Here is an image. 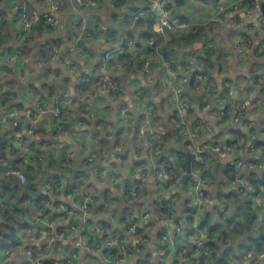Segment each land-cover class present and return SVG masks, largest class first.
Here are the masks:
<instances>
[{"label": "crops", "instance_id": "crops-1", "mask_svg": "<svg viewBox=\"0 0 264 264\" xmlns=\"http://www.w3.org/2000/svg\"><path fill=\"white\" fill-rule=\"evenodd\" d=\"M14 1L0 0V41L2 43L0 50V115L6 114L18 104L33 107L31 91L35 93L37 91L36 94L50 105L65 102L68 99L77 101L81 98H83V104L75 105V108L68 111L64 110L62 117H57L52 112L37 114V131L33 137L34 150L39 147L43 153L40 155L42 160L38 159V180L29 183L38 190L39 196L35 201L46 204L47 210L46 212L44 208L39 211L35 210L32 217L28 214L23 215V222L16 225V228H19V230L16 229L18 241L14 239L12 244L7 243L5 250L8 254L0 253V258L5 261V264H34L27 261L25 245L30 243L35 250H38L44 246L51 233L66 227L68 221L63 219L64 215L57 214L55 206L60 202L64 204H70V202L66 198L58 199V195L52 196L46 189L44 181L51 175L61 173L65 163L73 167L82 162H77V158L83 160L84 156L91 155V152L97 151L102 145L106 146L100 142L102 139L107 140L109 144V154L103 156L109 161L104 160L100 165L94 164L91 169L88 167L89 182L95 184L97 193L95 205L89 216L91 223L96 228L106 224L110 225L111 230L108 233H113L112 235L117 236L120 241L128 240L130 235L126 226L132 222L129 220L128 209L132 207L125 204L123 195L129 189L136 190L139 184H146L149 191V196L144 198L145 203L138 221L140 227L148 230L149 241L143 243L130 255L127 264H175L179 254L178 248L173 244L162 242L161 226L156 223L153 215L152 202L157 197L158 182L154 173L158 170L161 155H168L177 160L178 154L171 148L173 146L179 148L193 138L197 143L213 140L220 143L231 140L235 143L236 139H240L237 143L245 145L240 156L233 154L231 157L221 158L215 152L212 156L214 158L217 155L218 159L220 158L219 166L223 167L232 165L231 163L238 156L242 160L243 164L239 168L233 167L237 171V176L230 180L224 192L231 188L239 191L242 185L248 192H253L254 200L261 206L259 215L263 218L258 232L263 231L264 233V199L261 197L262 192L258 189V186L264 182V154L260 150L258 152L248 150L250 143L264 145V51L260 47L264 39V24L261 23L258 12L248 8L246 0H182L181 2L173 0L172 14L174 17L185 21L192 28L208 26L207 30H204L201 40L195 42L189 51L177 50L178 69L171 72L165 84H162L164 68L160 60L152 63L151 74L144 73L142 68L138 67L136 61H139V58L135 54V45L130 47V59L123 60L120 56L110 59L104 74L115 78L123 87L119 96L111 92L96 93V85L103 76L100 70V60L109 48H121L120 43L123 42L124 36L136 27L138 18L135 17L138 12L153 9V13L158 14L155 2L159 0L137 2L122 0L118 4H113L112 0H100L97 7L86 8H80L75 0H54L59 6L56 13L59 28L53 30L43 21L37 22L26 36L22 33L21 22L13 6ZM23 1L29 10H36L40 14L51 10V0ZM219 2L226 7L224 23L216 20L219 17L216 9ZM233 16L242 22L237 29H234L230 22ZM81 18H86L88 28H93L94 37L88 36L74 26V23ZM154 28L157 31L156 23ZM207 40L213 42V52L210 55H205L203 52ZM238 40L241 41V48L237 47ZM55 44L58 47L72 48L70 59L73 64L70 68L66 67L67 72H63L60 68L64 65L53 59L50 46ZM22 46L31 47V56L25 57L19 52L18 48ZM206 58L207 61L203 60ZM205 65H210V77L207 76V78L205 75L201 90L199 94L197 93L201 96L203 106L200 111L195 110V114L191 115L195 118H189L187 115V126H183L178 119L176 103L168 101L171 89L177 82L185 84V79L191 77L199 67L205 68ZM6 72L9 75H6ZM82 82L92 84L93 90L89 94L79 92L77 86ZM120 100H125L131 108L132 119L127 126L120 122ZM191 104L194 109L195 101L193 100ZM240 106L243 107V118L236 122L234 112L240 110ZM227 110L230 114L225 117L223 112ZM145 113L148 115L149 123L145 122ZM197 115L211 125V132L195 131L191 128L193 122H197ZM77 118L82 119L86 125L73 134L71 122ZM18 121L19 119L10 128L0 123L1 140L8 135L24 132L23 124L27 125L26 122L22 120L23 122L18 124ZM143 125L145 128L141 132ZM151 125H155L164 135H168L169 140L171 139L160 150L150 146ZM192 130L194 131L193 137L191 136ZM135 137H138L137 141H141L136 143ZM13 144L14 142L9 143V148L5 153L9 157L20 155L18 148H14L16 146ZM116 144L120 145V151L115 150ZM70 150L74 152V157L67 163L66 152ZM212 152L208 150L206 154L210 155ZM33 154L34 152L31 156ZM118 156H122L121 161L117 160ZM111 160L115 161L114 166L117 168L119 178L117 182H111L105 176H96L93 171V166L106 169L107 165H111ZM253 160L263 162L261 168H250L249 164ZM213 164L215 165V162ZM45 171L50 173L45 174ZM2 175L0 169L1 181L4 179ZM71 176L72 174L68 172L64 174L65 178L58 176L63 188L69 187L68 180H71ZM100 177L104 180L103 182L98 181ZM192 183L193 180L190 179L182 188L170 185L165 189V195L176 206V212L168 226L173 234H175L176 225L182 227V232L178 234L179 245L189 249V254L185 256V263L199 264V256L193 255L190 251L196 245V238L189 224L187 226L184 209L187 196L193 197L190 196L192 195L190 193ZM19 186L24 185L19 184ZM213 192L215 193L216 189ZM242 194L235 201L232 199L228 202L229 217L243 215L241 209L244 194ZM44 195L49 196L52 201H43L45 200ZM246 198L249 199L247 196ZM219 200L216 202L214 198H211V202L207 203L206 207L203 206L201 210L202 216H205L206 210L211 213L209 219L214 225L219 221L216 213L221 204V199ZM103 203H106L104 210L100 206ZM146 210L151 212V215L147 220H143L142 212ZM137 211L134 209L133 213L136 215ZM41 219L59 223L51 229L46 223L41 222ZM12 220L14 221V218ZM76 238V233L66 234L64 239L56 243L52 258L45 259L44 263L50 264L57 258L67 257ZM227 241L223 246L224 249L232 248L236 253L250 243L246 233L235 232ZM103 247L93 249L88 255L85 252L81 253L77 264H101L105 258ZM250 251L253 252V250L243 252L237 260L235 257H230L228 262L258 264L255 256H247ZM212 264L217 263L212 261Z\"/></svg>", "mask_w": 264, "mask_h": 264}, {"label": "built area", "instance_id": "built-area-1", "mask_svg": "<svg viewBox=\"0 0 264 264\" xmlns=\"http://www.w3.org/2000/svg\"><path fill=\"white\" fill-rule=\"evenodd\" d=\"M76 3L80 8H86V7H97L100 3V0H75ZM122 0H112L113 4H118ZM133 2H137L140 0H131ZM173 0H159L155 2V5L157 7L158 14H156V28L157 33L161 35H165V28L168 30L171 29H178L183 30L186 32H190L192 27L186 23L185 21H182L179 18L172 17V9L171 4ZM264 4V0H250L248 3V8L251 11L259 12L261 23L264 24V12H261L262 5ZM154 5V6H155ZM14 9L17 13V17L19 21L21 22L22 26V33L26 36L29 35L33 25L37 22H44L47 26H49L53 30H57L59 28V21L56 18V13L59 9L58 4L51 0V10L45 14H40L36 10H29L26 5L24 4L23 0H15L14 1ZM216 9L218 12V16L216 20H220V22L224 23L226 21L225 19V5L222 3H217ZM153 13V9L147 10V11H140L137 13V16L135 18H140L141 16L149 15ZM230 22L232 27L234 29L239 28L242 25V22L236 18L231 17ZM74 26H77V29L81 32H85L88 36H95V32L93 28H88L86 18H81V20L74 23ZM167 30V31H168ZM135 42L130 40L128 42H121L120 47H111L105 53L103 54L101 60H100V70L103 74L101 76V80L99 84L97 85L96 93H104V92H111L115 96H119L122 91L123 87L120 85L119 82L116 81L115 78L110 77L108 75H105V68L110 61V59L114 57L120 56L123 59V53L130 52L131 46H134ZM156 46V43L153 41L148 42L144 47H136V55L137 58L141 59L142 62H144L142 66V70L146 74H151L153 70V60L154 58H158L159 55H151L154 47ZM206 47L212 48L213 42L211 40H207L205 43ZM237 47L241 48L242 44L241 41H237ZM261 49L264 51V39L260 43ZM51 53L53 55L54 60H58L62 65L66 67L72 66V60L70 59V53L72 51V48L69 47H58L55 45L50 46ZM151 51V52H150ZM1 57V56H0ZM162 60V59H160ZM166 69V72L162 78V84H165L167 80L169 79L172 70L170 69L169 63H163ZM88 65V63H87ZM202 74L200 75L201 78H204L206 75V68L199 67ZM6 75H9L8 72H6ZM186 81V79H185ZM161 82V80H160ZM184 82V81H183ZM183 87L181 82L175 83V85L171 89V93L169 95L168 101L170 103H176L178 115H179V122L181 125L186 126V120L188 113L192 110V104L189 101L187 97L182 96L183 94ZM31 95L33 97V107H24L22 104H18L17 106L13 107L11 110H9L6 114L0 115V123L5 124L8 128L12 127L16 121L19 119L18 122H23L24 120L27 125L23 124L24 126V132L18 133L14 135H8L5 138H3L1 141L3 143H13L19 150L18 156H10L7 158H0V165L7 167L6 171H2L3 175L2 177H16L18 183L20 185L28 184V177L21 168L16 166L15 160H22L23 158L31 157V154L34 152V134L37 131L36 121H37V114H44L47 112H52L57 117H62L64 110H69L71 108H75V105L81 106L83 104V98L75 101L74 99H68L65 102H60L55 105H50L46 100H43L38 96L34 91H31ZM55 100H57V97H55ZM243 106V105H242ZM240 106V110H236L234 112L235 121L239 122L243 118V107ZM205 109H207V106H205ZM119 111H120V122L123 125H128L132 119V112L129 104L125 100H120L119 102ZM230 114V111H224L223 115L225 117H228ZM147 113H145L144 118L145 122L149 123L147 120ZM197 124L194 128L195 131H202L205 130L207 132L212 131L211 125L203 120L201 116L197 115ZM86 123L82 119H73L71 122V132L75 134L77 130H79L82 127H85ZM145 125L141 127V132L144 131ZM191 136H194V131L192 130ZM31 137V138H29ZM29 138L30 140H25ZM165 142L164 134L155 126L151 125L149 130V143L150 146L153 149L160 150L162 147V144ZM8 143V144H9ZM243 143H220L218 141L210 142L205 141L202 143L195 142L194 138L190 140L188 143V148L190 150V153L194 155L195 159L201 162L205 161V153L208 150H211L215 152L219 157L221 158H228L231 157V155L236 154L239 155L242 154V152L245 149V145ZM115 150L120 151V145H115ZM249 151L258 152L256 146L254 143H250L248 147ZM264 154V150L262 152ZM73 151H67L66 157H67V163L74 157ZM236 158L231 164L232 166L237 169L239 168L243 162L240 160V158ZM87 161L89 164L94 165V158L92 155L86 156ZM42 160V157L39 158ZM118 161L122 160V156L117 157ZM263 162L261 161H251L250 162V168L256 169L261 168ZM205 169H208V164L204 165ZM93 171L96 176H107L108 179L111 182H117L118 181V172L117 168L114 165H107L106 169H101L99 166H93ZM194 177V183L191 185L190 193L195 198V202L189 201L186 203V207L188 209H196L197 212L195 216L188 222L190 228L192 229V232L195 234L196 238V248L194 250L193 255L200 256L203 255V264H212L213 258H212V249L211 246L208 245V231L206 230V227H203L199 221L198 218L201 215V210L203 206H205L207 203L211 202V197L207 195L204 191V179L201 176L199 172H192ZM163 172L160 170H157L154 173V177L158 181L162 178ZM183 174L175 178V180L172 182L171 186L177 187L181 181V177ZM55 174L49 176L45 180V187L50 192L52 196L58 195V199L61 200V198H66L69 200L70 204H64L62 202L57 203L55 206L57 214L64 215L63 219L68 221L66 224V227L63 230L55 231L49 235L47 238V241L44 243V246L39 248L38 250H35L30 243H27L24 247L25 253L27 255V261L34 264H45L44 260L52 258L54 253V248L56 246V243L62 239L65 238L66 234L69 233H76L77 238L74 241L73 247L69 250L67 257L64 259L57 258L54 261H51V264H77V260L79 259V256L83 252H91L92 249L89 247L90 244L87 242L90 240V236H88L89 232L95 231L96 227L90 222L89 216L92 211V208L96 202V198L94 197V191L92 188H85L83 190V198L78 199L71 191L67 190L66 188H63L61 180L59 178H55ZM3 181V180H2ZM0 180V191L3 187V183ZM258 189L262 192L261 197L264 199V182L258 186ZM239 191L242 192L244 195H246L249 199H255V195L253 192H248L246 187L244 185L239 187ZM263 201V200H262ZM227 200L225 197L221 198V204L220 207L216 210L217 215L219 216V221L221 222L222 227H227L229 230H234L236 228V223L229 217L228 215V207H227ZM264 202V201H263ZM69 205V206H68ZM160 207H164L165 205L170 206L173 210L175 208V205L172 202H165L164 200H161L159 202ZM229 205V203H228ZM5 201L1 197L0 193V222H4L3 216H2V210L5 208ZM174 210L173 213L174 214ZM150 212L147 210L142 212L141 218L143 220H147L150 217ZM41 222L46 223L51 229L55 228L58 223L51 222L48 220H42ZM170 223L169 219H166L165 217L160 218L158 221V224L161 226V240L164 244H173L178 249L179 252L178 256L176 257L175 264H186L185 263V256L189 254V250L187 247H184L183 245H179V236L182 232V227L180 225H176L174 227L173 234L171 232L170 227L168 224ZM263 223V218L261 215H257L253 220L251 221V228L254 232H258L260 229V224ZM139 222H133L128 227V233L130 237L126 241H120L117 236L110 235L105 240V247L111 250V254L108 256H105L104 261L101 264H127V261L130 257V255L139 249L143 243L149 241V236L147 233V229L140 227ZM16 227V226H15ZM18 228V227H17ZM16 228V229H17ZM19 230V228H18ZM98 231H100L102 234H106L105 227H99L97 228ZM20 236V235H19ZM30 239H32L31 236H29ZM8 244H12V241H9ZM181 246V247H180ZM6 246L0 247V253L2 254H8V251L5 250ZM248 257L255 256L257 258L258 264H264V251L260 252L259 254L255 255L251 251L247 253ZM0 264H5V261L0 258ZM140 264V263H139Z\"/></svg>", "mask_w": 264, "mask_h": 264}, {"label": "trees", "instance_id": "trees-1", "mask_svg": "<svg viewBox=\"0 0 264 264\" xmlns=\"http://www.w3.org/2000/svg\"><path fill=\"white\" fill-rule=\"evenodd\" d=\"M177 2H181L182 0H176ZM175 1V2H176ZM250 2V0H246L245 3ZM171 9H173V6L171 4ZM156 14L151 13L146 18L140 17L136 22V27L134 30L127 33L126 36H124V42H128L130 40L135 42L136 47L145 46L148 42L153 41L156 43V46L154 47L153 51L151 52L152 56L155 54H158V58H154L153 62L160 60V62L163 63H169L170 69L174 72L177 71V50H185L189 51V48L192 47V45L201 40V38L204 35V30H207L208 26H201L197 28H192L190 32H186L183 30L178 29H171L165 32V35L159 34L156 36L157 31H155L154 25L156 23ZM183 21V20H182ZM28 40V39H27ZM140 40L142 42H140ZM139 41V42H138ZM206 43V42H205ZM55 46H57L55 44ZM2 47V43L0 41V50ZM206 47V46H205ZM31 47L30 46H22L21 48H18L19 52L23 54L25 57L31 56ZM203 52L205 55H210L213 52L212 48L206 47L203 49ZM196 54V53H193ZM136 57V56H135ZM130 59V52L123 53V60ZM133 59V58H132ZM136 59V58H135ZM198 59V58H197ZM200 59V57H199ZM138 60V59H137ZM201 60V59H200ZM207 61L208 59H203ZM134 61V59H133ZM202 61V60H201ZM138 63V67L142 68L144 62L139 59V61H136ZM210 65H205L206 68V77H210ZM163 71L164 74L166 72L165 66L163 64ZM202 72L200 69L193 72L191 77L186 79L185 84L183 83V94L182 96L187 97L189 101L193 102L194 95L199 94V91L201 90L202 82L204 81L203 78L200 77ZM207 77V78H208ZM100 82V81H99ZM98 82V84H99ZM97 86V85H96ZM79 92L81 94H89L92 90V84L82 82L77 86ZM37 93V91H36ZM40 96V95H39ZM42 98V97H41ZM193 99V100H192ZM200 102L199 106L202 108L203 104ZM195 108L192 109L188 113L189 118H195L194 116L191 117L192 114H195ZM68 111V110H67ZM179 119V116H178ZM141 120V118H139ZM195 122H193L191 128L194 129L196 127ZM187 126V124H186ZM132 128H130L131 130ZM138 134V133H137ZM165 142L162 144V148L166 146L167 142L171 141V139H168V135H164ZM241 138V135H240ZM138 137H135V142L138 143L140 141H137ZM236 142H239L240 139H236ZM101 143L105 144L106 146H101L97 151L91 152V155L94 158V163L100 165L102 161L108 160L107 157L109 154V144L108 141L105 139L100 140ZM189 141H186L181 147L173 146L171 149L173 152H177L178 158L177 160H174L172 157H168V155H161L159 158V167L158 170L162 171L163 179H159L156 185V195L157 197L152 202V208H153V215L156 223H158L160 218L165 217L166 219L171 220L173 217V210L176 212V206L171 210L170 206L165 205L163 208L160 207L159 202L161 200H164L165 202H171L172 200L168 199L165 195V189L168 188L172 182L180 176L183 171L187 168V153L190 152L188 148ZM210 142H215L210 141ZM225 143L233 144L234 142L231 140L225 141ZM243 145V144H242ZM257 150L263 151L264 145L262 143H256L255 144ZM9 148L8 143H3L0 139V158H7L9 157L6 155V150ZM42 150L39 147H36L34 150V154L31 157L23 158L22 160H15L16 166L21 168L23 171H25L28 181L29 182H35L38 180L37 172H39V166H37L38 159L42 155ZM111 153V152H110ZM212 152L210 155L205 153V161L201 162L198 160H193L191 163V169L192 172H199L201 176L204 179V191L207 195H209L211 198H214V201L219 202L222 196H224L227 200L231 201L232 199L239 198V196L242 194L237 189L231 188V190H228L227 192H224L225 187L227 184L230 183V180L234 179L237 176V171L233 169L232 165H224L219 166L220 158L218 159V156L215 155L213 158ZM217 157V158H215ZM82 161V162H80ZM77 165L71 167L69 164L68 166L64 165V169L61 173L55 176V178L63 177L64 174L71 173V180H68V185L66 189L71 191L78 199L83 198V190L85 188H92L94 191V197L97 199V193L95 191L96 187L95 184H90V172L89 168L91 169V165L87 161L86 156H84L83 160L77 158ZM115 161L111 160V164L114 165ZM215 162V165L213 164ZM81 164V165H80ZM208 164V169L204 168V165ZM77 166V167H76ZM103 166V165H101ZM68 169H67V168ZM71 167V168H70ZM89 167V168H88ZM70 168V169H69ZM103 169V167H102ZM38 170V171H37ZM59 176V177H58ZM107 177V176H105ZM65 178V177H63ZM194 183V177L192 178ZM99 182H103L104 180L98 178ZM190 181V180H189ZM255 181V180H253ZM228 182V183H227ZM3 187L0 191L1 197L5 201V208L2 210V216L4 219V222H0V247H4L7 245L9 241H18L17 237V231H16V225H20L23 222V215L28 214V216L32 217L35 210H41L44 208L45 212L47 210L46 204L38 203L36 198L39 196L37 193V188L32 187L31 183L25 184L24 186H19V183L16 179V177H6L2 181ZM257 183V181H255ZM136 190L129 189L125 195H123L125 204L130 205L132 208L128 209L129 216L132 222H129L126 226V229H128L129 225L133 222H138L140 211L142 210V206L145 203L144 198L149 196V191L146 186V184H139V186L136 187ZM111 189V188H110ZM161 189V190H160ZM216 189V192L214 193L213 190ZM243 195V194H242ZM45 196V200L43 201H52L51 198L47 195ZM192 196V195H190ZM178 197V195H176ZM117 199V198H115ZM219 200V201H218ZM192 201L195 202V199L193 197L187 196V199L185 201V219L187 220V226L188 222L192 220V218L195 216L197 210L196 209H188L186 207V203ZM243 208L241 206V210L243 212V215L233 217L230 216V218L236 223L237 228L234 230H228L226 227L221 226V222L218 221L217 224L211 223L210 212L206 210L205 216L200 215L198 218L199 223L206 227L208 231V245L211 246L212 249V258L213 262H216L217 264H231L228 262V258L235 257L236 260L238 257L242 256L243 252H246L248 250H253L252 253L257 255L258 253L264 251V233L263 231L260 232H254L251 228V221L253 218H255L260 213L261 206H259L254 199H247L246 195H243ZM106 202V199H105ZM173 203V202H172ZM36 204V205H35ZM174 204V203H173ZM95 205V204H94ZM69 206V205H68ZM101 209L106 208V203H103L100 205ZM99 206V207H100ZM227 202V207H228ZM263 206V205H262ZM206 207V206H204ZM138 210L137 214L135 215L133 213V210ZM12 211V213H11ZM148 211V210H147ZM14 212V213H13ZM149 212V211H148ZM240 213V212H239ZM151 214V212H150ZM126 216V214H123ZM14 218V221L12 220ZM13 222L15 224H13ZM91 222V221H90ZM106 231V234H102L100 231L95 229L93 232H89L88 236H90V240L87 242L90 244V248L97 249V248H104L105 256L111 254V250L105 247V240L113 233L109 232L111 230L110 225H104ZM190 228V226H189ZM263 227H261L262 229ZM190 230H192L190 228ZM232 231V232H231ZM246 231V232H245ZM246 233L248 240L250 241L249 245L247 247H244L239 253H236L234 249L227 248L224 249V244L227 243L229 237L233 233ZM190 234V232H189ZM196 248V245L193 246V248L190 250L191 253H194V250ZM189 250V249H188ZM93 256V255H92ZM51 264V263H50Z\"/></svg>", "mask_w": 264, "mask_h": 264}, {"label": "water", "instance_id": "water-1", "mask_svg": "<svg viewBox=\"0 0 264 264\" xmlns=\"http://www.w3.org/2000/svg\"><path fill=\"white\" fill-rule=\"evenodd\" d=\"M261 12H264V4L262 5V8H261ZM257 15L259 16L260 15V13L258 12L257 13ZM172 17H174V14H172ZM165 30L167 31L168 29L167 28H165ZM159 34L158 33H156V36H158ZM61 69H62V71L63 72H67V70H66V66H61L60 67ZM193 99H194V101H195V106H194V108L197 110V111H200L201 110V108H200V106H199V104H200V102H201V96L200 95H194V97H193ZM18 124H21L20 122H18ZM29 138H31V137H29ZM117 153V152H116ZM236 158H238V157H236ZM195 159V157H194V155L193 154H191L190 152L189 153H187V168H186V171H185V173H183V175H182V177H181V181H180V183H179V188H182L185 184H186V182L188 181V180H190V179H192L193 178V173H192V169H191V163H192V161ZM0 169L2 170V171H6L7 170V167H5V166H1L0 165ZM45 174H47V173H50L49 171H45L44 172ZM42 177H43V175H42ZM33 185V184H32ZM87 255L88 254H91V252H85ZM93 254H95V252L93 253ZM199 264H203V255H200L199 256Z\"/></svg>", "mask_w": 264, "mask_h": 264}, {"label": "rangeland", "instance_id": "rangeland-1", "mask_svg": "<svg viewBox=\"0 0 264 264\" xmlns=\"http://www.w3.org/2000/svg\"><path fill=\"white\" fill-rule=\"evenodd\" d=\"M45 182V181H44Z\"/></svg>", "mask_w": 264, "mask_h": 264}]
</instances>
